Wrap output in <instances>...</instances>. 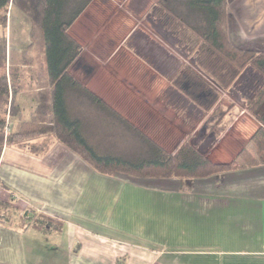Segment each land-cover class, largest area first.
I'll return each instance as SVG.
<instances>
[{
  "label": "crops",
  "instance_id": "0c3cea01",
  "mask_svg": "<svg viewBox=\"0 0 264 264\" xmlns=\"http://www.w3.org/2000/svg\"><path fill=\"white\" fill-rule=\"evenodd\" d=\"M235 120L244 144L217 160L233 128L210 135L213 163L259 128L246 109ZM0 183V201L21 199L0 213V264H264V164L179 184L99 175L56 144L44 157L4 150ZM33 215L55 222L39 228Z\"/></svg>",
  "mask_w": 264,
  "mask_h": 264
},
{
  "label": "rangeland",
  "instance_id": "374dc122",
  "mask_svg": "<svg viewBox=\"0 0 264 264\" xmlns=\"http://www.w3.org/2000/svg\"><path fill=\"white\" fill-rule=\"evenodd\" d=\"M158 1L94 0L69 30L83 50L69 72L168 153H174L183 142H188L206 155L216 144L210 135L220 131V136L215 138L220 139L228 128H233L215 149L216 154L222 155L217 160H230V155L246 139L237 131L235 119L246 109L244 101L264 79L247 68L228 92H220V100L213 110L204 114L171 84L172 77L182 66H188L203 79L210 80L152 18L150 9ZM227 7V32L231 43L250 50L245 44L254 42L256 49H264V0H227ZM6 19L4 30L0 27V44L5 37L6 55L0 76L5 75L8 92H14V98L13 102L10 96L0 100V119L4 120V135L8 137L29 121L40 97L46 93L47 79L42 44L37 35L29 34L28 18L9 6ZM68 107L71 115L83 123L87 142L99 153L128 158L143 154L144 146L132 131L118 119L92 106L80 94H71ZM44 138L36 136L21 144L40 149V143L46 141ZM22 148L13 145L4 147L3 151L15 149L28 153ZM245 149L250 154L255 153L249 141ZM212 156L216 158L217 155L212 153ZM1 189L4 188L0 184V198ZM7 196H4L7 201H0V204L10 208L14 201L21 203V199ZM26 208H30L28 204Z\"/></svg>",
  "mask_w": 264,
  "mask_h": 264
},
{
  "label": "trees",
  "instance_id": "16d2710c",
  "mask_svg": "<svg viewBox=\"0 0 264 264\" xmlns=\"http://www.w3.org/2000/svg\"><path fill=\"white\" fill-rule=\"evenodd\" d=\"M93 1L0 0V27L3 30L9 6L28 18L29 34L37 35L42 44L47 79L46 93L42 94L29 121L21 124L18 132L5 137L4 120L0 119V157L3 148L8 146H21L29 154L43 156L54 144H61L99 175H123L150 181L174 180L179 184L188 180L219 178L243 167L264 164V81L244 101L246 110L259 124L249 140L255 153L250 154L243 148L232 161L224 164L213 163L188 142H183L174 153L166 152L79 83L69 71L83 50L70 36L69 30ZM227 8V0H159L150 9L152 18L160 23L210 80L203 79L188 66H182L171 79V84L204 114L213 110L220 100V92H228L247 68L264 79V52L241 49L229 40ZM0 47L2 68L6 57L5 37ZM7 88L5 75L2 74L0 100L4 101L10 96L13 102L14 92L9 93ZM74 93L80 94L92 106L118 119L132 131L144 146L143 154L128 158L99 153L87 142L81 120L70 113L68 99ZM222 119L223 116L218 120ZM213 135L220 136V131L213 132ZM33 136L45 137L46 141L40 143V149L35 145L30 148L24 145L35 139ZM1 186L6 188L5 185ZM6 208L0 204V213ZM33 217L34 226L38 225L39 228L55 222L43 216Z\"/></svg>",
  "mask_w": 264,
  "mask_h": 264
}]
</instances>
